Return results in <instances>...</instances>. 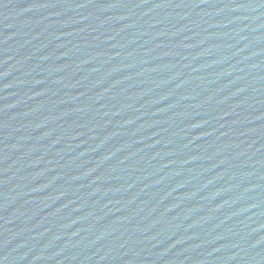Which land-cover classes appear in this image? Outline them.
<instances>
[{
	"label": "water",
	"instance_id": "95a60500",
	"mask_svg": "<svg viewBox=\"0 0 264 264\" xmlns=\"http://www.w3.org/2000/svg\"><path fill=\"white\" fill-rule=\"evenodd\" d=\"M0 264H264V0H0Z\"/></svg>",
	"mask_w": 264,
	"mask_h": 264
}]
</instances>
